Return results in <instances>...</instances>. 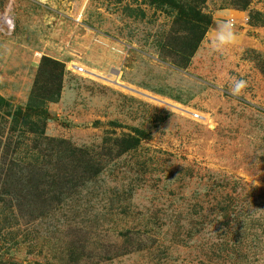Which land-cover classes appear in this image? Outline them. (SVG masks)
<instances>
[{
  "label": "rangeland",
  "instance_id": "rangeland-1",
  "mask_svg": "<svg viewBox=\"0 0 264 264\" xmlns=\"http://www.w3.org/2000/svg\"><path fill=\"white\" fill-rule=\"evenodd\" d=\"M244 1L176 0L212 20L195 52L184 55L193 34L172 6L148 0H0V96L20 111L12 125L0 120V127H17L25 145L49 144L58 157L67 148H84L101 169L81 182L73 199L38 220L20 216L14 200L0 195L4 248L21 260L66 264L79 231L87 233V253H102L124 229L144 230L148 223L153 235L173 211L168 194L184 192L182 185L195 180L193 170L195 182L212 172L259 188L263 212L264 0ZM9 18L10 34L3 28ZM230 18L237 39L215 52L216 24ZM44 58L63 65L55 100L49 97L56 79H45V90L34 89ZM234 79L247 81L239 96L230 92ZM27 108L46 115L23 120ZM135 130L148 136L139 138ZM127 137L140 144L122 153ZM155 237L160 241L163 233ZM201 250V244L153 249L105 264H264L259 251L235 259Z\"/></svg>",
  "mask_w": 264,
  "mask_h": 264
},
{
  "label": "trees",
  "instance_id": "trees-1",
  "mask_svg": "<svg viewBox=\"0 0 264 264\" xmlns=\"http://www.w3.org/2000/svg\"><path fill=\"white\" fill-rule=\"evenodd\" d=\"M148 1L156 5L172 6L177 11V20L193 34L186 39V42L192 39V49L182 53L185 55L188 51V54H193L212 24L211 17L199 9L189 10L176 0ZM251 1L245 0V6ZM201 2L205 3L206 0ZM62 76L63 65L44 58L39 66L35 91L49 88L45 79L54 78L57 85L49 98L55 100L60 95ZM19 113L0 96L2 122L10 120L12 125V117ZM45 115L44 110L27 108L22 119L43 118ZM16 129L17 127H0V195L14 200L20 216L34 220L42 218L53 212L56 205L73 199L81 190V182L85 184L91 175L97 177L101 173L99 162L84 148H67L68 154L62 155L59 152L61 156L58 157L54 149L49 148V144L46 147H28L18 138L22 135L17 137ZM135 132L139 138L148 136L140 130ZM36 140L54 142L48 138ZM65 144L67 143L63 141L58 142L61 146ZM139 144L140 139L137 137L122 139V153L136 149ZM28 156L34 157V160H27ZM195 173L193 170L192 177L196 180ZM208 173L212 175L207 179L200 177L198 182L194 180L190 184H183L184 192L168 194L173 211L171 216L165 217L164 224L158 227L159 231L155 234L150 233L154 232L155 227L148 229V223L144 230L141 227L124 229L118 235L119 241L107 245L102 253H87V233L85 230L79 231L76 239L71 242L66 264L112 263L125 255L153 249L165 252L171 247H187L192 244H201L200 252L217 257L229 255L226 257L247 259L257 251L260 255L263 254L264 210L259 211L262 195L257 194L260 189L234 177ZM192 185L194 190L188 189ZM161 233L163 238L159 241L155 236ZM0 264L54 263L48 258L21 260L0 243Z\"/></svg>",
  "mask_w": 264,
  "mask_h": 264
},
{
  "label": "clouds",
  "instance_id": "clouds-1",
  "mask_svg": "<svg viewBox=\"0 0 264 264\" xmlns=\"http://www.w3.org/2000/svg\"><path fill=\"white\" fill-rule=\"evenodd\" d=\"M215 35L211 41V47L215 52H223V50L235 43L237 33L232 20L218 22L215 28ZM247 81L244 79H234L230 92L232 95L239 96L247 88Z\"/></svg>",
  "mask_w": 264,
  "mask_h": 264
},
{
  "label": "built area",
  "instance_id": "built-area-1",
  "mask_svg": "<svg viewBox=\"0 0 264 264\" xmlns=\"http://www.w3.org/2000/svg\"><path fill=\"white\" fill-rule=\"evenodd\" d=\"M229 20H232L234 22V26L236 24V20L234 18H230ZM248 19H245V22H247ZM4 31L8 32L9 34L12 33L13 29H14V22L12 21V18H9L5 21L4 23ZM79 72H82V70H79Z\"/></svg>",
  "mask_w": 264,
  "mask_h": 264
},
{
  "label": "bare ground",
  "instance_id": "bare-ground-1",
  "mask_svg": "<svg viewBox=\"0 0 264 264\" xmlns=\"http://www.w3.org/2000/svg\"><path fill=\"white\" fill-rule=\"evenodd\" d=\"M107 41V40H106Z\"/></svg>",
  "mask_w": 264,
  "mask_h": 264
}]
</instances>
